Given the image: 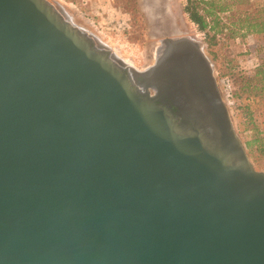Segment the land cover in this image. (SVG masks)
<instances>
[{"label": "water", "instance_id": "95a60500", "mask_svg": "<svg viewBox=\"0 0 264 264\" xmlns=\"http://www.w3.org/2000/svg\"><path fill=\"white\" fill-rule=\"evenodd\" d=\"M161 33L137 71L0 0V264H264V173L204 46Z\"/></svg>", "mask_w": 264, "mask_h": 264}, {"label": "rangeland", "instance_id": "374dc122", "mask_svg": "<svg viewBox=\"0 0 264 264\" xmlns=\"http://www.w3.org/2000/svg\"><path fill=\"white\" fill-rule=\"evenodd\" d=\"M50 1L59 5L71 16L76 26L90 32L98 41L110 48L113 56L137 71L146 70L158 58L160 40L163 38L161 32L169 34V27L172 26L176 27L175 29L182 28L183 35L193 37L204 46V52L212 62L222 98L244 147L247 140L254 138L250 130L246 134L239 133L238 126L249 129L250 125L242 110L237 109L238 106L246 104L251 105L250 108L253 109L257 104L260 105L258 100L262 99L259 97L255 99L252 93L243 90L245 81H240L238 75L229 74V64L237 65L244 73L248 72L257 59L255 47L260 45L264 53V36L246 35L242 38L237 34L236 37L231 38L229 32L231 28L225 30L217 36V45L213 49L217 57L216 61L207 48L204 35L199 33L183 14V0ZM254 4H264V0H249L248 3L239 6V9L252 10ZM230 93L237 94L244 100L230 99ZM258 144L256 143L255 148ZM246 153L255 170L264 173V148L259 150L257 160H254L247 150Z\"/></svg>", "mask_w": 264, "mask_h": 264}, {"label": "trees", "instance_id": "16d2710c", "mask_svg": "<svg viewBox=\"0 0 264 264\" xmlns=\"http://www.w3.org/2000/svg\"><path fill=\"white\" fill-rule=\"evenodd\" d=\"M249 0H183L182 12L187 19L197 28L199 33L204 35L207 48L213 59L217 61L215 51L213 49L217 45V36L225 30L231 28V38L246 37V35L264 36V4H254L252 10H241L239 6L248 3ZM242 34V35H241ZM257 59L254 66L248 72H242L237 65L229 64V74L238 75L240 81H245L243 90L253 94L260 105H256L253 109L251 105H240L237 110H242L250 128L243 129L238 126L240 134L252 132L254 138L247 140L245 143L246 150L249 155L257 160L260 149L264 148V53L260 45L255 47ZM217 54V53H216ZM252 82L254 84H252ZM229 85V81H227ZM229 98L236 100H244L237 94H229ZM248 98V97H247ZM259 107V109H258ZM259 143L258 146L255 145ZM259 148V149H258Z\"/></svg>", "mask_w": 264, "mask_h": 264}, {"label": "bare ground", "instance_id": "6f19581e", "mask_svg": "<svg viewBox=\"0 0 264 264\" xmlns=\"http://www.w3.org/2000/svg\"><path fill=\"white\" fill-rule=\"evenodd\" d=\"M168 22V21H167ZM166 25V24H165ZM168 26V25H166ZM165 27V26H164ZM176 27L172 26L171 28L169 27V35L172 37H180V36H185L182 33H184V30L182 28L180 29H175ZM172 29V30H171ZM162 30V29H161ZM166 30V29H165ZM167 32V31H166Z\"/></svg>", "mask_w": 264, "mask_h": 264}, {"label": "flooded vegetation", "instance_id": "af4514ba", "mask_svg": "<svg viewBox=\"0 0 264 264\" xmlns=\"http://www.w3.org/2000/svg\"><path fill=\"white\" fill-rule=\"evenodd\" d=\"M172 30V29H171Z\"/></svg>", "mask_w": 264, "mask_h": 264}]
</instances>
